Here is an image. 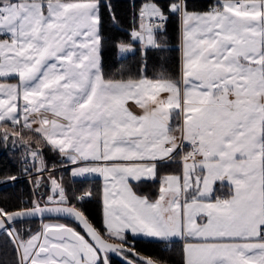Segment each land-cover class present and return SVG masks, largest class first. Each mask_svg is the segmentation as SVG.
I'll list each match as a JSON object with an SVG mask.
<instances>
[{
	"label": "snow or ice",
	"instance_id": "obj_1",
	"mask_svg": "<svg viewBox=\"0 0 264 264\" xmlns=\"http://www.w3.org/2000/svg\"><path fill=\"white\" fill-rule=\"evenodd\" d=\"M102 7L117 23L105 0H0V147L22 150L36 197L0 208L15 264H111L110 254L161 264L127 247L129 235L182 243V264H264V0H215L204 12L168 0L167 13L158 0L133 3L130 43L113 47L123 61L140 46L135 73L105 72ZM172 16L178 69L149 75L147 54L166 50ZM45 148L73 177L102 178L103 233L71 203ZM155 181V197L138 193ZM37 217L54 222L18 227Z\"/></svg>",
	"mask_w": 264,
	"mask_h": 264
},
{
	"label": "trees",
	"instance_id": "obj_2",
	"mask_svg": "<svg viewBox=\"0 0 264 264\" xmlns=\"http://www.w3.org/2000/svg\"><path fill=\"white\" fill-rule=\"evenodd\" d=\"M110 2L111 11L114 12L117 23H113L110 17L108 8H101L102 15V33L105 40L103 49V62L105 72H113L121 64L127 69L135 73L141 66L140 46L134 45L137 49L134 54H127V58L123 61L120 59V54L113 47L118 41H123L126 44L130 43L129 33L134 25L133 18V3L139 7L143 0H105ZM159 4L165 8L167 13L168 0H158ZM210 3H215V0H187L188 10H206ZM165 41V46H177L180 43V24L175 16H172L167 24V33L162 38ZM173 51V50H172ZM168 50L161 58L157 51H149L147 54L148 74L152 75L154 70L161 64L166 65L167 69L175 73L178 69L179 60L174 57V52ZM30 134H25L28 138ZM21 149L13 150L0 147V180L9 176H16L15 181H10L0 184V208L11 209L15 207L26 206L30 204L33 196V191L30 187L29 180L26 177H18L24 173L21 163ZM44 158L48 165H57L60 162L58 155L44 149ZM177 169V165L173 164L163 171H171ZM56 176L63 177V185L71 203L82 208L87 217L98 226H103L101 212V179L98 175L85 177H73L69 173V168H57ZM91 191L93 196L82 202H77L73 197L79 196L82 193ZM131 245L139 252L153 257L165 264H182V243L174 242L171 244H163L151 241L143 237L133 238L129 235ZM0 264H15V254L9 244L6 243V238L0 237ZM113 264H123L115 260Z\"/></svg>",
	"mask_w": 264,
	"mask_h": 264
},
{
	"label": "flooded vegetation",
	"instance_id": "obj_3",
	"mask_svg": "<svg viewBox=\"0 0 264 264\" xmlns=\"http://www.w3.org/2000/svg\"><path fill=\"white\" fill-rule=\"evenodd\" d=\"M73 204V203H72ZM77 206V205H76ZM78 207V206H77ZM86 215V214H85ZM87 217V215H86ZM88 218V217H87ZM89 219V218H88ZM89 221L91 222V224L93 225V227L95 229H97L98 231H100L101 233H103V229H104V226H98V225H95L90 219ZM43 222H54V221H50L48 218H45L43 221L40 219V218H34V219H29L25 224H22V225H18V227H20L21 229H27V228H31V230L34 232V231H37L41 228V225ZM60 223H65V224H69L70 226L76 228L77 231H80L81 234H84V231L83 229L73 220L71 219H68V218H59V221ZM87 238V237H86ZM108 242H111V243H115V244H118L119 241L116 240V239H112V240H109ZM133 245H131L130 241H129V245L127 247H132ZM135 248V247H134ZM136 252H139L137 249H135ZM141 253V252H140ZM144 254V253H143ZM147 255V254H145ZM149 256V255H147ZM151 257V256H150ZM153 258V257H151ZM154 259V258H153ZM117 260V261H120L118 258H116L113 254H110V261H111V264H113V262ZM122 262V261H120ZM123 263V262H122ZM124 264V263H123Z\"/></svg>",
	"mask_w": 264,
	"mask_h": 264
},
{
	"label": "crops",
	"instance_id": "obj_4",
	"mask_svg": "<svg viewBox=\"0 0 264 264\" xmlns=\"http://www.w3.org/2000/svg\"><path fill=\"white\" fill-rule=\"evenodd\" d=\"M206 10H194V11H207ZM179 45L177 46H166V50L163 52H157V54L160 55L161 58H164L163 56L165 55V53H167L168 50L172 51V53L174 52V57L176 58V60H180V50H179ZM132 111H134V109H132ZM135 113H139L140 114V109L137 108L136 111H134ZM177 169L171 170V171H176ZM164 172V171H163ZM101 179V193H102V188H103V182H102V178ZM159 187V181H155V182H147V183H143L141 184L138 188L137 191L138 193L142 194V195H146V196H150V197H155L156 193H157V189ZM101 212H102V223H103V210H102V202H101Z\"/></svg>",
	"mask_w": 264,
	"mask_h": 264
},
{
	"label": "rangeland",
	"instance_id": "obj_5",
	"mask_svg": "<svg viewBox=\"0 0 264 264\" xmlns=\"http://www.w3.org/2000/svg\"><path fill=\"white\" fill-rule=\"evenodd\" d=\"M189 11H191V12H204V11H194V10H189ZM179 47H180V43H179ZM179 50H180V48H179ZM179 59H181V52H180V58ZM180 61V60H179ZM10 82H12V83H15V81L13 80V81H10ZM130 107H131V109H134V111H136L137 110V107H135L134 105H130ZM137 114H139V113H137ZM61 168V167H60ZM69 173L71 174V172H70V168H69ZM55 176H56V174H55ZM57 177V176H56ZM58 178V177H57ZM1 181H4V182H1ZM6 181V178L5 179H1L0 180V184H2V183H6L5 182ZM7 182H10V181H7ZM49 188H50V185L49 186H46V187H42V188H40L39 190H38V194L40 195V196H43V197H47V195L48 194H50V192H49ZM32 199H34V194H33V196H32ZM31 199V200H32Z\"/></svg>",
	"mask_w": 264,
	"mask_h": 264
},
{
	"label": "water",
	"instance_id": "obj_6",
	"mask_svg": "<svg viewBox=\"0 0 264 264\" xmlns=\"http://www.w3.org/2000/svg\"><path fill=\"white\" fill-rule=\"evenodd\" d=\"M27 206H31V205H27ZM23 207H26V206H21V207H15V208L7 209V211H9V212H13V211L20 210V209L23 208ZM37 218H39V217H37ZM109 243H111V242H109ZM112 244H115V243H112ZM118 244H119V243H118ZM137 253H139L140 255H142V256H144V257L151 258L150 256H147V255H145V254H143V253H140V252H137ZM113 255L125 264V261H124V259H123L121 256H118V255H116V254H113ZM152 259H153V258H152ZM161 264H165V263H162V262H161Z\"/></svg>",
	"mask_w": 264,
	"mask_h": 264
},
{
	"label": "built area",
	"instance_id": "obj_7",
	"mask_svg": "<svg viewBox=\"0 0 264 264\" xmlns=\"http://www.w3.org/2000/svg\"><path fill=\"white\" fill-rule=\"evenodd\" d=\"M211 4H213V3H210L209 6H210ZM59 158H60V157H59ZM56 167H57V168H60V167H62V166H61L60 163H59V164L56 165ZM18 177H26V178H28V180H29V177H28V175H27L26 173L23 174V175H21V176H18ZM1 182H4V181H1ZM29 184H30V187H31L32 191L34 192V187H33V184L30 182V180H29ZM34 198H36V197H34ZM29 205H30V204H29ZM26 206H27V205H26Z\"/></svg>",
	"mask_w": 264,
	"mask_h": 264
}]
</instances>
